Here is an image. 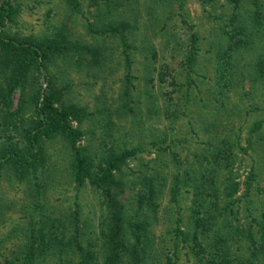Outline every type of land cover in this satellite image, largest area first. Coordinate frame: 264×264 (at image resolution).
Returning a JSON list of instances; mask_svg holds the SVG:
<instances>
[{"label": "rangeland", "instance_id": "1", "mask_svg": "<svg viewBox=\"0 0 264 264\" xmlns=\"http://www.w3.org/2000/svg\"><path fill=\"white\" fill-rule=\"evenodd\" d=\"M9 1L11 15L0 26L4 32L31 38L60 32L81 44L79 52L53 57L47 68L62 87L58 103L78 109L79 119L71 123L80 131L75 144L82 152L96 161L141 147L120 167L127 186L118 198L132 206L129 211L144 212L148 205L134 206L140 184L124 173L166 175L151 235L188 229L190 186L180 185L171 199L168 178L184 169L192 174L197 162L201 169L211 167L210 154L218 148L220 160L230 155L231 163L212 164V172L216 183L230 167L238 181L230 202L235 216L242 221L264 207V29L246 46L227 48L221 0ZM37 81L44 85L38 74ZM19 95L15 89L9 108L0 106V144L15 136L13 123L20 120L11 111ZM31 111L26 99L19 113L25 117ZM40 145L34 173L17 178L8 164L0 168V263L18 261L26 236L40 230L61 243L74 236L96 242L101 235L105 205L94 185L73 178L69 142L54 133L42 137ZM252 159L255 176L243 194ZM67 256L65 250L36 264H67ZM191 258L181 248L176 262L189 264Z\"/></svg>", "mask_w": 264, "mask_h": 264}, {"label": "trees", "instance_id": "2", "mask_svg": "<svg viewBox=\"0 0 264 264\" xmlns=\"http://www.w3.org/2000/svg\"><path fill=\"white\" fill-rule=\"evenodd\" d=\"M219 5L226 9L219 14L223 15L220 26L227 28L223 29L228 40L227 48L246 46L252 35L254 37L264 29V0H221ZM11 7L9 0H0L1 27L10 17ZM1 27L0 106L9 108L11 93L18 89L19 102L11 114H19L20 122L13 123V140L7 139L6 143L0 144V168L8 164L17 178L25 173H34L40 158V139L59 133L69 142L72 151L73 178L77 184L88 181L99 190L105 213L101 219L104 222L100 226L101 235L96 242L85 237L83 242L74 236L61 243L57 235H43L40 230L36 235L26 236L23 249L19 257L16 256L18 261L4 259L0 264H36L42 257L53 254L60 257L65 250L69 252L65 257L67 264H94V261L98 264H178L176 260L181 248H185V253L192 257L189 264H264V207L240 221L230 204L236 198L233 194L238 188L230 167L225 177L220 175L222 178H218L216 183L214 180L212 164L219 165L223 160V165L227 166L231 163L230 155H223L220 160L218 148L210 154L211 167L201 169L197 162L192 174L185 169L172 173L167 182L171 199L179 193L180 185L190 186L189 227L186 230L174 229V235H151V223L157 217V198L166 185V175H158L156 170L151 174L137 170L136 176L124 173L132 183L137 177L140 184V188H136L134 206L144 202L148 205L144 212H130L132 206L127 207L118 198L127 186L121 177L120 167L128 157L134 158L141 147L123 148L93 161L75 144L80 131L71 121L79 119L78 109L72 103H58L62 87L48 71V62L57 55L79 52L81 44L56 31L49 38H31L6 33ZM111 30L121 32L119 26H113ZM192 56L193 51L187 59ZM37 74L43 79L42 87ZM26 99L30 100L32 111L22 117L19 111ZM253 162L252 159L245 176L247 185L243 194L249 191L255 176ZM260 190L264 194V188Z\"/></svg>", "mask_w": 264, "mask_h": 264}]
</instances>
